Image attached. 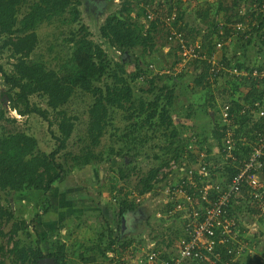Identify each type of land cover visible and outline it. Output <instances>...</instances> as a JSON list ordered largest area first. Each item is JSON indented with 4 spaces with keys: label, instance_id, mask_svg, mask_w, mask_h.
<instances>
[{
    "label": "trees",
    "instance_id": "obj_1",
    "mask_svg": "<svg viewBox=\"0 0 264 264\" xmlns=\"http://www.w3.org/2000/svg\"><path fill=\"white\" fill-rule=\"evenodd\" d=\"M120 1V8L114 14L109 15L100 27L102 43L92 40L88 28L80 25L77 30L70 32L71 36L67 40L72 49V55L58 70H54L49 69L42 61L31 59L39 43L37 30L44 24H51L54 20L66 25L79 24L81 20L80 7L83 1L0 0V78L7 88L4 95L9 101V107L21 117L35 114L48 121L49 110H43L31 103V97L37 95L41 99H46L48 107L57 112L56 117L59 120V135L57 136L59 145L50 154L38 149L35 137L22 131L5 132L4 127L0 125V130L3 129L0 131V192H4L9 197L12 194L24 197L33 191L43 193L46 203H44L45 214L53 211L50 196H53L51 194L55 189H57L56 192L61 193L62 190L56 187L64 179V174L67 173L64 164L58 162L57 157L67 148L68 140L75 129V120L62 109L69 104L76 90L89 94L94 99L89 110V146H86V151L81 156L74 158L79 169L93 165L95 155L91 147L100 144V138L105 134L110 113L113 110L127 111L129 118H135L129 132L124 134L126 139L131 140L124 145L129 152L133 151L131 142H145L149 139L146 134L137 139V134L141 132L139 130L151 129L154 132H161L167 139L168 146L164 150L171 154L168 161L173 159L180 163L179 161L187 157L198 162L203 159L202 154L208 157L212 153L213 146L208 144L209 138L196 133L192 138V140L194 139L193 145L189 147L192 142H185L182 134L174 127L176 118L171 114V106L178 97L177 87L180 86L184 75L158 74L152 77L154 70H150L148 63L151 61L148 62L146 59L147 54L155 55L156 52L163 51L165 45L157 47L155 35L159 26L164 27V20L174 11L179 12L180 15L172 22L171 28H176V33L182 35L187 45L194 42L196 35L202 31L201 28L191 27L186 32L188 24L181 16V0L176 2L170 0ZM188 1L190 0H186V3ZM263 3L264 0L208 1L202 2V6L194 13L199 23L208 24V28H210L209 33L204 34L202 42L203 49L209 56L214 54L216 43L232 35L231 29H235L236 40L241 52L237 53V61L232 62L225 56L221 61L228 69L237 68L246 73L243 76H237V78L233 76L234 78L227 80L228 88L226 87L225 90L230 99L223 106L227 104L231 106V115L234 114L231 124L217 122L213 129L219 151L223 148L227 128L234 131L237 162L230 163L225 167L228 181L246 162L251 149L250 145L254 143L256 134L264 129V116L260 117L257 112L241 114L244 106H250L256 111L264 109V77L261 79L260 76H253L250 73L256 68V63L250 56L251 49L258 46L257 54L264 56V15L253 8L254 4L261 5ZM146 7L153 11L155 20L146 21ZM164 8H166V12L164 15H160L159 12ZM220 15L223 16V19L215 20ZM222 21L223 25L220 24ZM236 24L244 26V32L231 27ZM170 33L168 32V37ZM104 45L116 52L119 55V60L115 61L110 57L104 50ZM139 50L140 53L137 54ZM5 52L9 53L10 59L15 60L10 71H7L1 63ZM198 62L200 61H194L195 68L199 67ZM176 63H178L177 60L173 62L172 66ZM200 63L206 70L194 79L195 85H202L208 89L209 98L213 101L215 98L209 80L219 78L229 72H211V67L206 61ZM131 65L135 69L134 76L128 75L127 67ZM262 70L263 66H259L258 71L261 73ZM144 76L149 77L146 79L148 88L147 90L141 88V94L136 95L128 78L132 82H137L141 78L144 79ZM162 76H164L163 79ZM179 91L182 90L179 89ZM147 95L152 98L149 99ZM256 103L260 106L256 107ZM212 105L216 106L213 103ZM217 109L219 108L217 107ZM205 114L206 117L211 118L206 110ZM143 115L146 116L141 119ZM2 119H6V116L4 110L0 109V121ZM8 121L17 122V119L12 118ZM121 157L123 164L120 165L118 173L125 180L130 176L129 163L125 161L126 155ZM168 161L164 165L168 166ZM159 173L160 170L152 169L149 175L141 180L143 187L139 192L140 195L152 192L156 189L157 182L164 181L168 177V174H165L160 180L158 179ZM109 185V192L114 191L113 179L109 180ZM113 194L114 209H116L113 214L117 227L114 229L109 226L106 229V234L105 232L100 234L98 243L87 249L81 244V247L88 251L94 250L106 254L113 245L117 244H120V248L126 249L135 239L133 237L121 238L120 234L123 217L129 212L137 210V203L130 196L120 197L119 191L115 190ZM93 202L95 203L94 200ZM76 203L77 200L74 198L70 210L77 206ZM97 206L101 210L105 208L100 202L95 204V207ZM242 206L245 204L233 205L230 208V213H236V210H241ZM247 208L250 215H259L258 210L252 207ZM171 209L172 206L168 204L164 208L166 211L164 215H167ZM70 215L73 218L76 215L77 219H80V215H73L72 212ZM13 219H15V212L7 198V207L0 209V220L9 222ZM259 220L264 223L262 218ZM26 227L25 220L13 224L9 234V244H13L7 251L1 242L6 234L0 226V264H6L7 259H10V264H39L47 259H53L55 264H73L67 256L66 245L55 238L56 230L49 233L47 240L43 241L41 237L33 238L32 233ZM21 231L25 238L15 241ZM91 258L81 255V259L85 263H88V259ZM221 260L228 262L230 257L223 251ZM200 264H205V262ZM230 264H239V262H233L231 258ZM247 264H253V261L248 260ZM258 264H264V262L258 261Z\"/></svg>",
    "mask_w": 264,
    "mask_h": 264
},
{
    "label": "rangeland",
    "instance_id": "obj_2",
    "mask_svg": "<svg viewBox=\"0 0 264 264\" xmlns=\"http://www.w3.org/2000/svg\"><path fill=\"white\" fill-rule=\"evenodd\" d=\"M82 1V6L80 7L81 20L79 24L66 25L58 20H54L51 24H44L37 30L39 43L31 56L33 61H42L49 69L58 70L72 55V49L67 40L71 36L70 32L77 30L80 25H84L88 28L92 40L96 43H102L99 33L100 27L104 24L109 15L114 14V12L120 8L121 1L106 0L102 2V5L95 6V8L94 6L86 5V0ZM170 1L176 2L177 0ZM208 1L215 0H190L187 3L186 0L180 1V6L182 8L181 16L185 18L184 22L188 24L186 32L189 31L191 27H198L202 30L199 35H196L193 44H200V42H203L204 34L209 33L210 28H208V24L199 23L194 15L196 10L202 6V2L205 3ZM165 12L166 8L159 13L160 15H164ZM222 19L223 16L220 15L215 20ZM220 24L223 25V21L220 22ZM171 26L172 22H170V24L165 22L164 27L159 26L155 35L157 47L160 48L163 44L165 45L163 51L156 52L155 55L147 54L146 56L147 61H151L155 66V70L152 71V77L158 74L184 75L181 79L180 86L177 87L178 97L171 106V114L176 118L174 127L182 134L185 142H192L189 147L193 145L194 139L192 140V138L196 133L209 138L208 144L213 146L210 156H205L198 162L197 160L195 161V159L191 160L185 157L186 159H182L179 161L180 163L177 164L197 168L208 160L213 164L220 165L223 169V176H227V173L224 174V172H226V165L229 164L224 163V157L221 156L220 149L214 139L215 135L213 129L217 125V122H222L221 108L230 99L225 90L228 88L226 86L227 80L235 76L233 77L229 73H222L223 76L209 80L211 81L212 94L215 98L211 101L207 93L208 89L202 85H195L194 82V79L201 72L206 70L200 63L203 60L198 62V68H195L194 61H189L185 63V65L182 64V66L180 65L182 63V61L180 63V42L178 40H168V32H176V28L173 29ZM231 27L234 28L232 25ZM231 32L232 35L223 39L226 43L222 50L216 52V60L220 63H223L221 61L223 56L229 58L232 62L237 61V53L241 52L239 43L236 40L237 33L235 29H231ZM103 48L110 57L115 59V61L119 60V55L116 52L110 50L106 45H104ZM258 48V46H254L251 49L250 56L253 60L258 59L259 61L264 59V57L262 58V56L257 54ZM139 53L140 50L137 54ZM176 60L178 63L172 66L173 62ZM14 62V59L9 58V53L5 52L2 56L1 63L5 66L7 71L12 69V64ZM148 66H150V63H148ZM127 71L129 76H134L135 69L133 65L128 66ZM147 78L149 77L144 76L143 80L137 82H132L128 78V82L132 85L136 95L141 94V88L147 90ZM163 78L164 76H162V79ZM178 88L182 91L180 92ZM6 90L7 88L3 85L2 78H0V109L4 110L6 116V119L0 121V125L4 127L5 132L22 131L35 137L38 142V149L46 154H50L59 145V141L57 140V136L59 135V120H57L56 117L57 112L52 111L48 107L45 98L41 99L39 96L34 95L30 99L31 103L39 106L43 110L48 109L50 112L48 116L49 120L47 121L35 114L28 117H20L17 112L10 109L9 101L6 100L7 97L4 95ZM147 96L149 99L152 98L149 95ZM93 102L94 99L91 95L76 90L69 104L62 109L74 118L75 129L71 138L68 140L66 150L60 152L57 157L58 162L64 164L63 166L67 173L64 174V179L56 187L62 190L61 193L56 192L57 189H55L52 192L53 194H51L53 196H50L53 211L47 214L44 213L45 196L43 193L33 191L24 197L15 194L9 197L4 194V192H0V209L2 207H7L8 198L12 210L15 212V219L12 221L6 222L5 220H0L1 229L6 234V236L1 239V242L7 251L11 249L13 244H9V234L13 224L25 220L27 223L26 229L32 233L33 238L36 237L38 239V237H41L43 241L47 240L49 233L56 230L57 233L55 238L66 245L67 256L71 259L72 263L79 264L83 262L81 255L85 258L89 257L90 251L86 249L98 243V238L101 233L105 232L106 234V228H103V221L100 220V216H97L93 200L99 201L100 203L102 202L108 209L106 211H109V213H105L111 214V206H114L112 196L115 190L120 192V197L128 196L131 193H139L143 187L141 180L149 175L152 169L160 170L158 177L160 180L161 177L163 178L165 176L162 170L164 168H166V170L170 169L168 167L169 165H164V163L171 158V154H168L166 150H164L165 147L168 146V142L161 132H154L151 129L139 130L141 132L137 134V139L144 137L145 134L149 139L145 142L133 141L131 142L133 151L129 152L127 150V147L124 145L131 140L126 139L124 134L129 132L135 118H129V113L123 110L111 111L110 120L106 126L105 134L100 138V144L96 147H91L95 155L93 158V165L82 169L77 168L74 158L81 156L86 151V146H89V110ZM212 103L216 106L212 105ZM217 107L219 109H217ZM205 110L211 115V118L206 117ZM144 116L146 115H143L141 119H143ZM12 118H16L17 122L8 121L12 120ZM52 121L53 123L51 124ZM2 130L3 129L0 131ZM112 150H114V152H112ZM122 155L127 156L125 161L129 163L128 169L130 176L125 180L122 179L118 173L120 165L123 164ZM170 162L171 161H168V164ZM99 171L101 172L100 178ZM172 175L174 176H171V178L169 177L170 175H168L164 181L157 182V189L145 197L143 204L146 207L145 211L147 210L146 216L134 226L135 231H146L147 229L145 232V239H137L139 242H142L139 243L141 249L147 252L152 244L154 249L161 252V259L175 256L178 253L179 239L185 234V225L177 214L170 215V212H167V215H164L166 213L164 208L169 203V196L165 193L166 188L171 185L170 183H176L174 180L178 178L175 173H172ZM110 179H113L115 184V190L112 192H109ZM74 198L77 200V206L70 210ZM76 211L78 212L76 213ZM71 212L73 215H80V219H77V216L74 218L71 217ZM158 214H161V216H158ZM131 218L136 219L137 217L131 216ZM259 218H262L264 221L262 216H257V226L256 224L251 226V231H249L246 237L253 238V235H255L254 241L257 242V253L260 256H264V223L260 222ZM134 219L133 221H135ZM47 222L55 223L47 225ZM125 223L126 221H123L124 228ZM133 225L134 222L131 227H133ZM21 233L22 231L16 236L15 241L25 238L23 233ZM126 237L129 236L126 234ZM81 244H83L86 249L81 247ZM97 256L98 263L96 264H101L100 262L106 264L103 261L104 259L99 258V254ZM158 261L156 264H160ZM93 263H95V261ZM109 263L121 264L119 259L107 262V264ZM6 264H10V259L6 260Z\"/></svg>",
    "mask_w": 264,
    "mask_h": 264
},
{
    "label": "built area",
    "instance_id": "obj_3",
    "mask_svg": "<svg viewBox=\"0 0 264 264\" xmlns=\"http://www.w3.org/2000/svg\"><path fill=\"white\" fill-rule=\"evenodd\" d=\"M253 8L264 15V3L254 4ZM146 11V21L155 20V14L149 7H146ZM178 15L180 13L175 11L164 21L170 24L177 19ZM234 27L241 31L245 30L241 24H236ZM168 39L180 42L181 66L189 61L203 60L211 67V72L228 71L235 77L246 74L237 68L228 69L224 63L216 60V52L222 50L226 43L224 41H218L214 54L209 56L204 51L202 42L187 45L182 35L176 32H171ZM149 63L150 70H155L152 62ZM259 73L258 68L253 69V76H260L262 79L264 66L262 72ZM255 106L260 105L256 103ZM220 112L222 123L230 125L234 115H231V106L229 104L223 106ZM247 112L249 114L257 112L260 117L264 116V109L256 111L250 106H244L241 114H247ZM233 132L227 128L223 148L220 151L226 164L237 162ZM250 148L246 162L242 164L238 172L236 171L231 176L229 181L226 176H223L222 167L209 161L197 168L181 166L171 161L168 166L170 169L162 170L168 175L176 174V172L183 174L179 182L166 188L165 193L169 196L168 204L172 206L170 215L177 214L187 221L185 234L179 240L178 253L175 256L161 259V252L153 249L146 254L144 260H139L140 264H156L158 260L160 264H200L202 262L230 264L231 258L233 262H239V264H247L248 260H252L253 264H258V261L264 262V256L257 253L255 235L253 238L246 237L251 231V226L257 223V216L250 215L247 207L258 210L259 215L264 218V129L256 134L255 141ZM201 157H205V154ZM129 196L137 204H140L144 198L138 193H131ZM242 203L245 206H242L241 210L230 213L233 205H242ZM223 251L230 257L228 262L221 260Z\"/></svg>",
    "mask_w": 264,
    "mask_h": 264
},
{
    "label": "crops",
    "instance_id": "obj_4",
    "mask_svg": "<svg viewBox=\"0 0 264 264\" xmlns=\"http://www.w3.org/2000/svg\"><path fill=\"white\" fill-rule=\"evenodd\" d=\"M120 1V0H119ZM165 1V0H164ZM260 56H262V58L264 57L262 54L260 55ZM254 62L256 63V68H258L259 66H264V59H262V60H259L258 61V59H256V60H254ZM252 70V69H251ZM250 73H252V72H250ZM250 75H252V74H250ZM237 78V77H236ZM101 171V170H100ZM99 171V172H100ZM182 173H178V172H176V176L178 177L176 180H174V182H179L180 181V179H181V177H182ZM171 176L173 177L174 175H170L169 177L171 178ZM101 177V172L99 173V178ZM176 183H170V184H172V185H174V184H176ZM157 189V188H156ZM153 191H155V190H153ZM152 191V192H153ZM139 194V193H138ZM148 194H151V192H147V193H145V194H143V196H144V198H143V201H144V199H145V197L148 195ZM129 196V195H128ZM95 201V204L97 203V202H99V201H96V200H94ZM113 203H114V201H112ZM95 204H94V206H95ZM101 204L103 205V206H105L102 202H101ZM112 208H111V210H110V213L111 214H106V213H109V211H106V210H108L106 207L103 209V210H101V209H99L98 208V206L97 207H95V209H96V211H97V216H100V220L101 221H103L102 222V225H103V228H108L109 226H111V228H116L117 226H116V218H115V216H114V214H113V212L114 211H116V209H114V206H111ZM147 211V210H146ZM145 211V213H147ZM106 212V213H105ZM76 216V215H75ZM144 216H145V214H144ZM158 216H161V214H158ZM143 217V214H138V216H137V218H138V221L136 222V221H134V225H133V227H131V225L130 226H125V228H124V226H123V219H122V223H121V238H123V237H126V234H127V236H129V237H133V238H135L134 240H133V242L131 243V245L128 247V248H126V249H123V248H120V244L118 245H113V247H112V249L110 250V251H107V253L106 254H101L100 252H98V251H90V253H89V257L88 258H91V259H88V263L89 262H91V263H93L94 261H95V263H93V264H96V263H98V254H99V258H102V259H104L103 261L107 264V262H112V261H115V260H117V259H119V261H120V263L121 264H129V263H131V264H140L139 263V260L140 259H142V260H144L145 259V256H146V254L148 253V252H150V251H152L153 249H154V246L151 244L150 245V247L148 248V250H147V252L146 251H143V249H141V245L139 244V243H142V242H139L137 239H145V232L147 231V229H146V231H135V228H134V226L136 225V223H139V221L141 220L140 218H142ZM148 217V216H147ZM144 219V218H143ZM180 219L183 221V223H184V225L187 223V221H186V219H183V218H181L180 217ZM66 221V220H65ZM109 221V222H108ZM106 222H108V223H106ZM176 223V222H175ZM49 224H53V222L51 223V222H47V225H49ZM185 227H186V225H185ZM42 228V227H41ZM135 232V233H134ZM138 232V233H137ZM184 233H185V229H184ZM118 235V234H117ZM140 237H142V238H140ZM149 237H150V235H149ZM181 238V237H180ZM148 239V238H147ZM180 240V239H179ZM139 244V245H138ZM156 250V249H155ZM120 252V253H119ZM138 252V253H137ZM143 252H144V254H143ZM119 254H121V255H119ZM170 258V257H169ZM115 259V260H114ZM93 261V262H92ZM91 263H89V264H91ZM101 264H104L103 262H100ZM79 264H87V263H84V260H83V262H81V263H79ZM110 264V263H109ZM113 264V263H112ZM189 264H196V263H189Z\"/></svg>",
    "mask_w": 264,
    "mask_h": 264
},
{
    "label": "flooded vegetation",
    "instance_id": "obj_5",
    "mask_svg": "<svg viewBox=\"0 0 264 264\" xmlns=\"http://www.w3.org/2000/svg\"><path fill=\"white\" fill-rule=\"evenodd\" d=\"M144 201H142L140 204H137V210L133 211V212H129L128 214H126V219H125V216L123 217V221H126L125 223V226H130L132 225V223L134 222L133 219L134 218H131V216L133 217H137L138 214H143V217L140 218V219H143L144 218V214L146 216V213H145V205L143 204ZM144 207V208H143ZM130 216V217H129ZM125 219V220H124ZM136 222L138 221V218L134 219ZM41 263V262H40ZM39 263V264H40ZM46 264V263H45Z\"/></svg>",
    "mask_w": 264,
    "mask_h": 264
},
{
    "label": "water",
    "instance_id": "obj_6",
    "mask_svg": "<svg viewBox=\"0 0 264 264\" xmlns=\"http://www.w3.org/2000/svg\"><path fill=\"white\" fill-rule=\"evenodd\" d=\"M106 0H86V5H91V6H98V5H102V2H105ZM116 2H119V0H114ZM55 264V261L53 259H47V260H43L40 264Z\"/></svg>",
    "mask_w": 264,
    "mask_h": 264
},
{
    "label": "clouds",
    "instance_id": "obj_7",
    "mask_svg": "<svg viewBox=\"0 0 264 264\" xmlns=\"http://www.w3.org/2000/svg\"><path fill=\"white\" fill-rule=\"evenodd\" d=\"M132 199V198H131Z\"/></svg>",
    "mask_w": 264,
    "mask_h": 264
}]
</instances>
